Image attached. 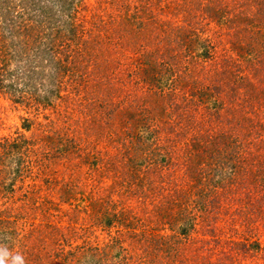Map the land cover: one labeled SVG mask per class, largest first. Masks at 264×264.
I'll return each instance as SVG.
<instances>
[{
    "label": "rangeland",
    "instance_id": "374dc122",
    "mask_svg": "<svg viewBox=\"0 0 264 264\" xmlns=\"http://www.w3.org/2000/svg\"><path fill=\"white\" fill-rule=\"evenodd\" d=\"M192 37L239 85L212 126L211 102L172 104L200 75L160 70ZM247 76L257 112L234 115ZM160 245L161 264H264V0H0V264Z\"/></svg>",
    "mask_w": 264,
    "mask_h": 264
},
{
    "label": "trees",
    "instance_id": "16d2710c",
    "mask_svg": "<svg viewBox=\"0 0 264 264\" xmlns=\"http://www.w3.org/2000/svg\"><path fill=\"white\" fill-rule=\"evenodd\" d=\"M34 9H37V8L34 7ZM42 11H43V17H46L47 12H45L44 10ZM188 39L189 40L187 41L182 40L183 43L184 42L186 43L185 50L184 52L182 51L183 53L178 52L177 54H172L171 57H169V54L167 53L168 58H171V59H165V61H169L171 63V66H168V68H166L167 64H164L162 68H160L161 74H163V70L164 71L166 70L165 72L170 74L171 71L173 72L174 64L178 65L179 63H181L183 67V72H184V74L181 77L185 81L181 85L182 87L183 85H186V84H188L189 87L194 86L193 84L195 81V76L200 75L199 85H201L202 87L201 88L199 87L190 88L192 91L187 90V95L182 94L181 91H178L177 93L173 92L172 94L175 93V95L173 96L174 100L172 104L177 106L178 102L181 100L183 102H186L187 107H189V104H190L189 102L201 103L202 106L206 104V102H211V111H215V115L211 116V126H212L214 124L215 118L219 115L218 113L222 110V108H224L222 104L226 102L225 100L227 99V97H229L230 95L237 96V94H239V91H238L239 85L237 84L236 78H233L232 75H230L229 78L226 77L223 79L225 74L222 73V69H219L221 68V65H218V63L216 62L217 60L215 59V56L211 55V60L215 59L213 62L216 63V65L211 68V65L207 64L208 60H210L209 58L210 55H209V51L207 47H204L201 50H199L198 46L193 47V44L197 43V40H194V37L188 38ZM198 45L200 46V43ZM197 58H199L198 62H197ZM155 63L157 66L158 60L155 61L154 64ZM198 67H201L200 72H197L195 70ZM228 79L230 80V82ZM232 80H234V85L232 84V86H228V84H230ZM245 80H246L245 84L244 83L241 84V87L244 90V93L246 96H243V98L238 96L237 98L235 97L233 99V101H235L236 103V104H232V108H231L234 115L236 114V112H238L239 114L242 113L241 115L247 114V113H249L250 115H253L257 112V108H255V105L252 104V100H254L255 96H257L258 98L259 96L258 92H260L258 91L260 88V84L258 82L263 81V80L261 79V77L258 80H255V79L253 80L249 76L245 77ZM175 89H173L172 91H174ZM162 91H163L162 88H157L155 95H162V99L164 101L163 103H167L165 100L166 98L167 100L169 99V95L162 94L161 93ZM157 103H161V102L157 101ZM169 111H170V105L168 106L167 110H163L161 112L159 117L162 118L163 116H166ZM239 118L240 120H237V121L241 122L243 121L242 118H245V117L242 116ZM197 124L198 123H195V125ZM183 126H185V121L181 122L179 129L180 127H183ZM167 127L169 126L167 125ZM165 131L170 133V131H174V130H170V128H168V130H165ZM181 131H182V128L179 130L178 133H181ZM214 133L215 132L211 133V146H216L217 155L225 154L226 147H227L226 142H222V137ZM174 135H177L176 132H174ZM192 139L193 140L196 139V136L191 133V140ZM220 141L221 143H219ZM195 142H196L195 140L192 142L194 146L193 144H190L191 149L193 147H196ZM196 143L201 144V142H196ZM244 157H242V161H247V158H246L247 156H244ZM165 159H166L165 156H161V162L162 161L165 162ZM245 166L247 168V165ZM216 194L218 195V192H216ZM169 223H171L170 220H169ZM184 230L180 228L181 233H183ZM187 232L188 230L186 229L185 234H187ZM155 243H159V240L156 239ZM256 245L257 246H253V248L258 250L259 249L258 243H256ZM161 248H162L161 245L158 248H155V251H154L155 257L153 259L155 261L154 264H161L160 259L163 253V251H161ZM106 259H108V257L105 256L102 252H100L97 247L90 246L84 251L81 258L78 260L79 262L78 264H111V262H107ZM129 261H130V258H128L127 260L124 258L123 261H121L120 263L117 262V264H127ZM112 264H113V261H112Z\"/></svg>",
    "mask_w": 264,
    "mask_h": 264
}]
</instances>
